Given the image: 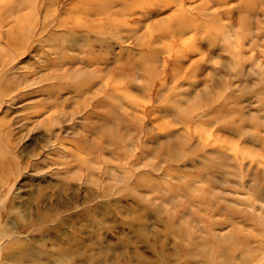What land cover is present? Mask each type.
I'll return each mask as SVG.
<instances>
[{"label":"rangeland","instance_id":"1","mask_svg":"<svg viewBox=\"0 0 264 264\" xmlns=\"http://www.w3.org/2000/svg\"><path fill=\"white\" fill-rule=\"evenodd\" d=\"M0 264H264V0H0Z\"/></svg>","mask_w":264,"mask_h":264}]
</instances>
